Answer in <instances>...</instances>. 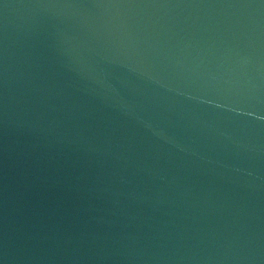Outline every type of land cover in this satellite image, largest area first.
<instances>
[{
    "label": "water",
    "instance_id": "water-1",
    "mask_svg": "<svg viewBox=\"0 0 264 264\" xmlns=\"http://www.w3.org/2000/svg\"><path fill=\"white\" fill-rule=\"evenodd\" d=\"M0 264H264V0H0Z\"/></svg>",
    "mask_w": 264,
    "mask_h": 264
}]
</instances>
